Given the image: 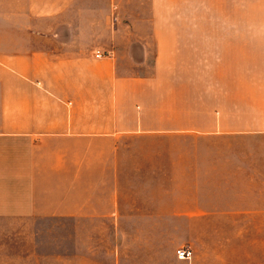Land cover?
Segmentation results:
<instances>
[{
    "label": "crops",
    "instance_id": "crops-1",
    "mask_svg": "<svg viewBox=\"0 0 264 264\" xmlns=\"http://www.w3.org/2000/svg\"><path fill=\"white\" fill-rule=\"evenodd\" d=\"M180 24L171 0H0V264H264L258 143L144 138L201 130L167 103L196 68L240 90L250 64L264 94V28Z\"/></svg>",
    "mask_w": 264,
    "mask_h": 264
},
{
    "label": "rangeland",
    "instance_id": "rangeland-1",
    "mask_svg": "<svg viewBox=\"0 0 264 264\" xmlns=\"http://www.w3.org/2000/svg\"><path fill=\"white\" fill-rule=\"evenodd\" d=\"M171 10L180 13L187 25L196 28H227L243 29L246 34L253 28H264V0H171ZM188 15V19H186ZM215 61H211L213 65ZM227 67H206L194 69L195 80L193 95L183 93L178 97L168 100L167 103L176 108H194L195 115L178 117L180 126L191 123L194 128L201 130H183L173 132H157L148 134L144 138L162 139H215L232 140L239 142H253L259 145L260 161L264 159V132H225L210 131L206 125L210 120L223 118L229 124L246 125L249 127L254 118L256 122L264 121V116H251V107H260L264 104V94H251V70L250 64H245L243 72H237L239 77L238 87L235 90L236 71ZM223 71V72H222ZM188 69L183 68L180 73L182 79L187 80ZM185 86V84H184ZM222 89V92H220ZM168 104V105H169ZM222 108H244V113L239 115L224 116L218 114ZM231 112V110H228ZM243 128L242 126H240ZM202 129L206 131H202ZM217 129V128H216ZM264 165L260 163V166ZM259 187H264V181L258 182Z\"/></svg>",
    "mask_w": 264,
    "mask_h": 264
},
{
    "label": "built area",
    "instance_id": "built-area-1",
    "mask_svg": "<svg viewBox=\"0 0 264 264\" xmlns=\"http://www.w3.org/2000/svg\"><path fill=\"white\" fill-rule=\"evenodd\" d=\"M109 52H101V51H96L95 53V56L100 58V57H103L105 55H108ZM192 250L191 249H188V248H180L177 250V255L179 258L181 259H187V258H190L192 256Z\"/></svg>",
    "mask_w": 264,
    "mask_h": 264
}]
</instances>
